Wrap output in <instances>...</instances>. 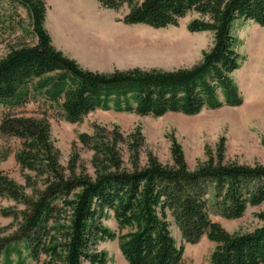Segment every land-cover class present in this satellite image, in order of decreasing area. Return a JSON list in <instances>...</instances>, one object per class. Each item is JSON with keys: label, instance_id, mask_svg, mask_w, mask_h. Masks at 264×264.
<instances>
[{"label": "trees", "instance_id": "obj_1", "mask_svg": "<svg viewBox=\"0 0 264 264\" xmlns=\"http://www.w3.org/2000/svg\"><path fill=\"white\" fill-rule=\"evenodd\" d=\"M96 1L107 10H127L121 20L125 25L155 29L177 27L195 11L201 19L190 24V32L213 31V46L191 69L93 73L81 69L53 46L45 29V0H12L27 11L36 42L12 47L0 59V106L9 109L0 132L21 142L15 159L23 172L31 174L25 180L33 195H27L25 187L0 173V198L25 207L19 213L0 209L17 222L11 235L3 237L0 233V258H4V264H12L13 254L21 257L20 244L33 260H38L60 204L70 207L71 226L61 252L55 253L58 264H104L103 256L94 247L100 238H115L100 225L105 210L113 209L119 217V227L129 229L119 238L120 250L129 264H178L182 253L169 239V216L183 241L194 245L211 227L213 205L230 220L241 218L247 206H259L264 201V168L225 164L222 145L218 159L210 157L191 171L175 141L172 166H164L149 156L148 163L141 167L137 142L132 147L136 151L132 168L127 169L120 149L124 139L117 130L107 136L99 132L97 138L82 135L83 146L94 152V174L89 175L77 172V156L68 169L61 166L46 118L11 114L27 104L31 94L70 115L90 105L109 108L112 104L118 112H132L133 100L146 94H157L160 103H148L144 108L156 106L196 115L204 109L223 106L218 99L219 89L228 105L241 104L231 79L239 67L232 29L240 20H254L264 26V0ZM225 252L220 264L264 263V230L228 243Z\"/></svg>", "mask_w": 264, "mask_h": 264}, {"label": "rangeland", "instance_id": "obj_2", "mask_svg": "<svg viewBox=\"0 0 264 264\" xmlns=\"http://www.w3.org/2000/svg\"><path fill=\"white\" fill-rule=\"evenodd\" d=\"M45 2V29L53 46L81 69L93 73L108 75L116 71L174 72L191 69L201 62L215 39L213 31L190 32V24L201 19L195 11L182 19L177 27L155 29L144 25H125L121 20L127 10L119 13L107 10L96 0ZM232 33L239 67L232 73L231 79L241 100L238 106L228 105L223 90L219 89L218 99L223 106L204 109L196 115L173 113L156 106L153 109V106L144 108L143 105L148 103H160L157 94H146L140 100H133L132 112H118L112 104L109 108L90 105L70 115L45 98L31 94L27 104L12 110L11 114L46 118L51 125V137L59 151L61 166L68 169L77 156L78 173L94 174V152L83 146L80 137L88 135L97 138L99 132L104 131L107 136L116 130L124 139L120 149L127 169L132 168L131 159L136 155L132 147L137 142L141 167L148 163L149 156L164 166H172L174 141L182 148L191 171L202 166L210 157L218 159L221 145L225 164L264 168V26L254 20H240L233 25ZM35 42L27 11L12 0H0V59L12 47L33 45ZM8 112L9 109L0 106V125ZM20 148L19 140L0 132V173L25 187L27 195L32 196L33 191L26 187L25 180L31 174L23 172L15 159ZM0 209L19 213L25 207L8 198H0ZM70 220V207L60 204L38 260H33L27 248L20 244L18 250L21 257L13 254L11 263L58 264L54 256L61 252L70 230ZM210 220L209 231L192 245L183 241L169 216V239L182 253L178 264H220L228 243L264 230V201L259 206H247L241 218L230 220L225 219L213 205ZM16 225L13 217L4 216L0 211L1 236L14 233ZM100 225L115 238H100L94 247L95 252L103 256L104 264H129L120 250L119 239L129 229L119 227L116 210H105ZM0 264H4V258H0Z\"/></svg>", "mask_w": 264, "mask_h": 264}]
</instances>
